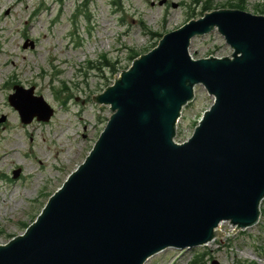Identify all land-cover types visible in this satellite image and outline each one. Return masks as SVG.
Wrapping results in <instances>:
<instances>
[{"label": "water", "instance_id": "95a60500", "mask_svg": "<svg viewBox=\"0 0 264 264\" xmlns=\"http://www.w3.org/2000/svg\"><path fill=\"white\" fill-rule=\"evenodd\" d=\"M213 29L232 55L192 59L191 39ZM199 84L214 101L189 139L176 143L181 109ZM12 90L8 103L23 124L49 121L53 110L33 87ZM95 101L109 106L105 128L23 234L0 244V264H144L164 249L203 246L257 224L264 15L222 8L187 21Z\"/></svg>", "mask_w": 264, "mask_h": 264}, {"label": "rangeland", "instance_id": "374dc122", "mask_svg": "<svg viewBox=\"0 0 264 264\" xmlns=\"http://www.w3.org/2000/svg\"><path fill=\"white\" fill-rule=\"evenodd\" d=\"M238 3L244 8L236 9L264 15L258 12L264 0H0V244L23 234L84 162L111 115L95 101L117 77L111 67L127 69L132 53L148 52L162 35ZM232 51L217 29L193 37L188 48L194 60ZM14 84L33 87L32 95L52 108L48 122L21 123L7 101ZM213 101L195 85L177 121L176 143L189 139ZM259 212L250 228L204 246L164 249L144 264H264V198Z\"/></svg>", "mask_w": 264, "mask_h": 264}, {"label": "trees", "instance_id": "16d2710c", "mask_svg": "<svg viewBox=\"0 0 264 264\" xmlns=\"http://www.w3.org/2000/svg\"><path fill=\"white\" fill-rule=\"evenodd\" d=\"M231 7H232V8H240V9L244 8L243 5H242V6L239 5V3H238L237 5H233V6H231ZM258 12H259V13H264V10L259 9ZM154 46H155V45H154ZM132 54H133V55L130 57L131 60H133V59H135L136 57H138L137 54H135V53H132ZM110 67H111V65H110ZM117 69H118V68H116V67H111V74H112V75H114L115 73L117 74V72H119ZM199 258H200V257H198L197 259H199Z\"/></svg>", "mask_w": 264, "mask_h": 264}, {"label": "flooded vegetation", "instance_id": "af4514ba", "mask_svg": "<svg viewBox=\"0 0 264 264\" xmlns=\"http://www.w3.org/2000/svg\"><path fill=\"white\" fill-rule=\"evenodd\" d=\"M205 8H207V7H205Z\"/></svg>", "mask_w": 264, "mask_h": 264}, {"label": "bare ground", "instance_id": "6f19581e", "mask_svg": "<svg viewBox=\"0 0 264 264\" xmlns=\"http://www.w3.org/2000/svg\"><path fill=\"white\" fill-rule=\"evenodd\" d=\"M7 155V154H6Z\"/></svg>", "mask_w": 264, "mask_h": 264}]
</instances>
